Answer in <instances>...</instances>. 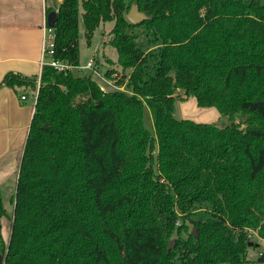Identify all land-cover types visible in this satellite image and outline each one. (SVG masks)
Masks as SVG:
<instances>
[{
    "label": "trees",
    "instance_id": "obj_1",
    "mask_svg": "<svg viewBox=\"0 0 264 264\" xmlns=\"http://www.w3.org/2000/svg\"><path fill=\"white\" fill-rule=\"evenodd\" d=\"M133 3L148 15L140 24L127 18ZM46 10H57L54 59L81 65L80 33L91 46L113 21L109 42L131 71L117 81L127 91L47 62L39 77L4 76L0 85L37 100L9 242L0 189V264L249 262L252 233L264 240V0H61ZM179 88L229 123L177 117Z\"/></svg>",
    "mask_w": 264,
    "mask_h": 264
},
{
    "label": "crops",
    "instance_id": "obj_2",
    "mask_svg": "<svg viewBox=\"0 0 264 264\" xmlns=\"http://www.w3.org/2000/svg\"><path fill=\"white\" fill-rule=\"evenodd\" d=\"M59 1L0 0V83L7 72L41 75L48 28L46 8ZM22 95L27 97L22 99ZM36 100V93L28 88L0 85V189L9 215L6 231L2 232L6 242L12 233L13 195Z\"/></svg>",
    "mask_w": 264,
    "mask_h": 264
},
{
    "label": "rangeland",
    "instance_id": "obj_3",
    "mask_svg": "<svg viewBox=\"0 0 264 264\" xmlns=\"http://www.w3.org/2000/svg\"><path fill=\"white\" fill-rule=\"evenodd\" d=\"M113 24H114L113 21H108L106 23L101 24L95 31V34L92 39L93 44L91 46H89L85 42L84 37H82L79 40L81 64H86L89 61V59L93 58L95 68L98 69L99 73L103 77H100L98 74L91 72L89 69H80L78 67L73 69V72L78 74L94 73L92 75H94L101 81L104 88L110 89L115 87L127 91V86L125 84L120 85L117 81L121 78H126L127 81L131 68L127 69L126 72H124L122 67L118 64V59H117L118 51L111 44V42H109L110 39L113 37V33H112V28L114 26ZM144 28L145 27L142 26L140 30V32H142L141 37L145 36ZM107 70H113L114 72L112 75L106 76ZM104 79H106L107 81ZM128 92L130 93L131 91L128 90ZM175 95L177 97L176 98L177 101L175 103L176 116L182 118L183 109L181 108V104L182 103H185V105L186 103L194 104L196 100L194 98H187L185 91H183V89L181 88L177 90V93ZM203 120L209 122H216L221 125H225L226 123H229L227 118L223 117L220 113H217V111L212 112L211 115H208L207 117H204ZM236 122L242 124V126L244 127L247 126L248 124L247 118L245 116H237ZM8 201L9 200H6V203H8ZM7 221L8 219L6 218V216H4V222L2 226L4 228H2V232L6 231V227L8 225ZM184 234L186 235V233ZM251 239L253 242H258V243L256 246H250V249L247 254V260H249V262L237 263V264H264V262H261L258 259L260 251L264 250V240L260 239L257 233H252ZM227 264H231V263H227Z\"/></svg>",
    "mask_w": 264,
    "mask_h": 264
},
{
    "label": "water",
    "instance_id": "obj_4",
    "mask_svg": "<svg viewBox=\"0 0 264 264\" xmlns=\"http://www.w3.org/2000/svg\"><path fill=\"white\" fill-rule=\"evenodd\" d=\"M131 9L128 11L127 13V18L128 20L133 23V24H140L142 23V21L146 20L148 18V15L146 14L145 11L141 10L140 7L138 6V4L133 3L130 7ZM57 21V10L51 11L48 15H47V23L50 26H53ZM83 37V33H80V38ZM190 104V103H186ZM194 105H196V108H198L200 110L194 112H191L189 110H187L185 108V103L181 104V108L183 109V113H182V118L183 119H188V120H192L194 122H209L206 120H203L204 117H207L208 115H211L212 112H216L220 113L217 107H202L199 106L197 104V102L194 103ZM193 233L195 234V236H198V232H197V228H194ZM175 244V239L172 238L169 240L168 245L169 248H174Z\"/></svg>",
    "mask_w": 264,
    "mask_h": 264
},
{
    "label": "built area",
    "instance_id": "obj_5",
    "mask_svg": "<svg viewBox=\"0 0 264 264\" xmlns=\"http://www.w3.org/2000/svg\"><path fill=\"white\" fill-rule=\"evenodd\" d=\"M54 37H55V35H54L53 29L51 27L50 28L48 27L45 38H44V42H43V44H44V59H43V61H45L44 63L47 62V63L51 64L52 66H54V68L57 71L73 70V69L78 67L80 69H89L91 72H94V73L98 74L100 77H103L99 73L98 69L95 68L93 58L89 59V61L86 64L75 66V67L73 65H71L68 61H62L59 59L58 60L54 59L53 58L54 46H55ZM94 73H92V74H94ZM104 80H106V79H104ZM26 97H27L26 95H22V99H25Z\"/></svg>",
    "mask_w": 264,
    "mask_h": 264
},
{
    "label": "bare ground",
    "instance_id": "obj_6",
    "mask_svg": "<svg viewBox=\"0 0 264 264\" xmlns=\"http://www.w3.org/2000/svg\"><path fill=\"white\" fill-rule=\"evenodd\" d=\"M185 108L187 109V110H189V111H191V112H196V111H198L199 109L198 108H196V105H194V104H187V105H185ZM199 112H200V110H199Z\"/></svg>",
    "mask_w": 264,
    "mask_h": 264
}]
</instances>
